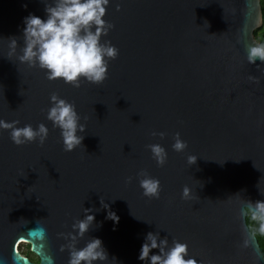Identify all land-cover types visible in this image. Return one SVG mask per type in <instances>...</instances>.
<instances>
[{
    "label": "water",
    "instance_id": "water-1",
    "mask_svg": "<svg viewBox=\"0 0 264 264\" xmlns=\"http://www.w3.org/2000/svg\"><path fill=\"white\" fill-rule=\"evenodd\" d=\"M45 2L0 0V118L49 129L43 144L17 145L0 128V264H68L66 234L84 208L95 220L78 246L99 236L109 253L101 264H144L149 230L186 242L203 264H264L242 211L264 200V61L247 59L260 0H110L104 19L114 26L101 39L118 55L102 82L79 86L17 59L23 17H43ZM53 92L86 125L71 151L46 116ZM176 133L183 151L172 147ZM151 143L167 150L164 164ZM141 170L159 179V197L143 193ZM104 203L120 217L115 229ZM27 243L38 261L22 254Z\"/></svg>",
    "mask_w": 264,
    "mask_h": 264
},
{
    "label": "clouds",
    "instance_id": "clouds-1",
    "mask_svg": "<svg viewBox=\"0 0 264 264\" xmlns=\"http://www.w3.org/2000/svg\"><path fill=\"white\" fill-rule=\"evenodd\" d=\"M109 3L110 0H46L43 17L34 12L23 17V45L17 59L21 63L44 69L48 79L62 78L74 86H79L81 79L92 83L102 82L108 75L109 59L115 58L119 51L110 41L101 39L114 26L104 19ZM23 7H27V4ZM17 45L16 36L9 37V55L16 53ZM247 59L251 63L257 59L264 61V42L249 45ZM50 101L47 119L60 129L63 147L71 151L82 144V133L86 125L81 123L80 114L73 102L55 92L51 93ZM0 128L10 129V138L17 145L33 140L43 144L49 133L43 122L34 128L27 123L20 126L18 119L5 121L0 118ZM152 134L161 137L165 135L163 131H153ZM186 146L187 142L176 133L173 149L183 151ZM148 148L158 164L165 163L167 150L162 144L151 143ZM188 159L191 164L197 156L193 154ZM138 175L143 193L149 197H159V179L145 170H141ZM182 198H191L189 186L183 188ZM103 205L107 209L106 218L113 221L115 229L120 217L108 204ZM242 211L245 215L250 213L253 220L259 221V232L264 233V200H249ZM84 213L82 218L72 223L74 231L66 234L68 264H101L108 259L109 253L99 236H91L82 246H78L95 220V213L90 208H84ZM39 234L43 238L45 229L41 228ZM137 259L144 264H203L188 254L186 242L173 238L170 244L168 236H161L159 230L145 233Z\"/></svg>",
    "mask_w": 264,
    "mask_h": 264
},
{
    "label": "trees",
    "instance_id": "trees-1",
    "mask_svg": "<svg viewBox=\"0 0 264 264\" xmlns=\"http://www.w3.org/2000/svg\"><path fill=\"white\" fill-rule=\"evenodd\" d=\"M261 9H262V25L254 30V36L258 42H264V0H260ZM246 222L249 226V229L256 235L260 246L264 250V233L259 232V221L253 220L250 216V213L246 215ZM26 250L22 253L25 256H28L32 261H38V257L31 252L30 244L27 243L25 248Z\"/></svg>",
    "mask_w": 264,
    "mask_h": 264
},
{
    "label": "rangeland",
    "instance_id": "rangeland-1",
    "mask_svg": "<svg viewBox=\"0 0 264 264\" xmlns=\"http://www.w3.org/2000/svg\"><path fill=\"white\" fill-rule=\"evenodd\" d=\"M25 250H26V249L24 248L23 252H24ZM23 252H22V253H23Z\"/></svg>",
    "mask_w": 264,
    "mask_h": 264
}]
</instances>
